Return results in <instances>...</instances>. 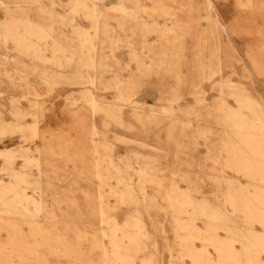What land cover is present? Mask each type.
<instances>
[{
	"label": "bare ground",
	"instance_id": "1",
	"mask_svg": "<svg viewBox=\"0 0 264 264\" xmlns=\"http://www.w3.org/2000/svg\"><path fill=\"white\" fill-rule=\"evenodd\" d=\"M106 1L109 0H0V44L5 46L0 53V85L21 88L18 96L8 98L6 110L10 120L4 118L0 109V139H18L14 147H0L2 167L15 179L8 183L0 179V264H52V259H64V264H137L139 257L133 254L134 247H146L149 241L155 248L157 242L152 232L164 230L162 222L154 217L160 211L169 213L164 220L171 223L174 239L173 246L167 249L174 253L176 264H264V106L242 83L231 84V80L222 79L216 88L223 91L225 86L232 90L225 95L232 97L234 106L221 94L210 105L199 103L202 110L195 107L194 137L204 140L212 162L210 170L218 172L208 177L213 186L210 196L203 195L196 177L171 170L161 162L168 154L178 157L177 151L170 152L164 144L173 142L175 148L180 147L181 137H186L184 130L191 124V112L177 109L175 103L158 110L154 104L137 105L132 99L141 74L154 71L160 77V70L184 62L185 48L179 38L195 24L186 21L196 18L191 15V0H150L152 4L148 6L140 3L142 0ZM216 2L228 9L225 11L233 10V14L240 12L247 17L222 21L214 18L208 24L210 31L194 32L199 48L192 57L193 66H198L201 78L208 80L220 75L223 64L222 46L216 34H212V27L220 26L231 34L248 33L253 26L251 16L264 14V0ZM60 4L68 6L66 13L55 10ZM210 4L213 6L212 0L205 1L206 6ZM138 9L149 16L166 17L170 11L174 16L170 26L142 24L143 37L155 33L160 47L142 68L134 51V28L127 25L129 39L124 41L120 37L124 28L120 18L127 17L132 22ZM177 11H184L181 13H185L186 19L176 17ZM61 25L69 30L60 28ZM175 31L180 37L172 41L169 34ZM144 40V46L150 47ZM124 42L130 48L129 60L137 64L128 79L121 76L122 63L115 54ZM245 55L254 61L256 69H264V58L257 61L263 55L252 51ZM25 57L32 63L24 62ZM44 57L48 58L46 66ZM62 68L70 71H61ZM177 81H181L180 75ZM63 85L78 87L74 91L76 96L69 93L64 103L72 122L40 130L37 125L47 121L50 108L41 100ZM170 91L173 97L167 100L177 101L176 89ZM108 92L114 95L108 98L104 95ZM3 93L0 88V105ZM177 110L182 112L174 113ZM164 121L165 140L157 147L148 142L147 133ZM177 124L181 125V132L175 137ZM112 126L121 133L115 132L108 141L105 134ZM154 137L160 142L158 136ZM117 144L127 149L114 156L112 151ZM142 148L147 151H141ZM17 159L22 162L19 170H14ZM50 169L75 171L79 176L97 180L94 192L98 197L86 200L84 206L92 214L84 216L108 227L103 232L107 241L100 237L87 248L79 234L59 232L57 225L49 226L37 218L42 203L24 189L51 186ZM227 169L244 182L224 175ZM179 180L186 187L178 185ZM106 194L114 197L112 204ZM159 200L164 204L160 205ZM124 208L127 211L118 219L117 211ZM120 237L128 240V246L123 245ZM139 264L151 263L141 259Z\"/></svg>",
	"mask_w": 264,
	"mask_h": 264
},
{
	"label": "rangeland",
	"instance_id": "2",
	"mask_svg": "<svg viewBox=\"0 0 264 264\" xmlns=\"http://www.w3.org/2000/svg\"><path fill=\"white\" fill-rule=\"evenodd\" d=\"M109 1H106L105 3L107 4L109 3ZM178 1L182 2V0ZM205 1L206 0H191L190 5L193 7V9L191 8L193 12L191 13V15L196 16V18L194 19L195 21H192V18L186 20L195 23L192 24L193 27H191L189 33H186L183 38L180 37L179 32L176 31L175 33L172 32L169 34V39L172 41H175V39H178V37H180L179 39L182 40L183 49L185 48L184 62H182L181 66L177 67V64H173L171 65L173 66L171 68H168L164 71L160 70V77L155 75L154 71L150 75L141 74L142 77L137 88V93L133 95L132 99L134 101H137V105H144L147 103L154 104L156 105L158 110H161V108L168 105V103H175V107L178 106L177 109L184 108L191 112L188 116V121L191 124L184 130V135L187 137V139L186 137H181L183 142L178 148H175L173 142L167 143L166 141V143L164 144L169 148L170 152L177 151L178 157L175 158L174 156L168 154L166 158L162 157L161 162L167 163L171 170L188 172L190 176L194 178L196 177L199 188H201L203 191V195L208 197L210 196V193L213 189L211 180L208 177L212 174H217L218 172L210 170L212 162L208 159L207 147L205 146L204 140L194 137L196 133L197 123H195L194 121L195 114L193 111L195 110V107L202 110V106H199V103L210 105L212 102H216L218 99H220L221 94L225 95V93L232 91L228 90L225 86H222L223 91L216 88V85L222 79L231 80L229 81V83L231 84L239 85L242 83L246 91L249 92L254 98L259 100L264 106V69H256L254 66V61L245 55L246 52L252 51L253 54L263 55L262 57H258L257 61L264 58V14L260 15L256 13L251 16L253 19L250 18L249 21H251L250 24H252L253 26H251V30L248 33H242L240 31L231 34L227 32V29L223 30L220 26H218L216 29H214V26L212 27V34H216L215 37L218 38L222 46L221 57L223 59V64L220 75H213L208 80L201 78L198 66H193L194 58L192 60V57L199 48V46H196L197 43L195 42V38L193 36L194 32L197 33L202 30L204 32H207L208 30L210 31L209 25L211 22H213L214 18L222 21V19L224 18L226 20H231L234 18L247 16L244 13L240 12H238L239 14H233V12H235L233 10L225 11L228 9L221 8L222 5L216 2V0H212L213 6L210 4L209 7L205 5ZM233 2L234 0H230V3ZM140 3L146 6L152 4L150 0H142ZM126 4L127 6L129 5V3ZM216 8H218L219 10L217 11ZM55 10L58 13H66L68 11V6L60 4L55 6ZM221 11L222 13H220L219 15L218 12ZM181 12L184 11H177L176 17H183L182 19L185 20V13ZM172 13L173 12L170 11V14L166 17H163L162 15L149 16L147 13L141 12L139 10L132 22H128L127 17L120 18V22L123 23L124 27L122 30H120V37L123 38L124 41L126 39H129V37L127 36L129 35V29L127 25H130L134 28L132 41L134 43V51L138 59V65H140L141 68L145 65L147 66V63L150 62L153 54L160 49V47L158 48L156 43V40L158 39L155 33L150 32L143 37L142 24L148 23L150 25L156 23L162 25V23H165L170 26L173 22L171 21V19L174 17ZM249 17L250 15H248V18ZM80 21L83 22L82 20ZM242 22V25L245 24L244 21ZM60 28L69 30L68 26L61 25ZM143 40L151 44V46H144ZM6 46L10 45L8 44ZM4 50L5 46H1L0 44V53ZM129 52L130 48L127 43H125L124 46L115 53L122 63L120 65L121 68H123V70L121 71V76L125 77L126 79L129 78L131 69L137 66L136 62H131L129 60ZM23 59L27 64L32 63L26 57ZM47 60L48 58L44 57L43 62L45 66L46 64H49L48 62H46ZM151 67L156 68L155 65H151ZM47 70H49V67L47 68ZM174 70L176 71V74ZM61 71L69 72L70 68H62ZM9 74L13 75L15 73ZM178 75L181 76V81H177ZM30 78L38 80V78L32 76ZM222 82L225 83L226 81ZM0 88L4 91V96L1 100L3 105H0V109L4 112V118L10 120L11 117L6 110V108L8 107V98L14 95L18 96L21 92V88L18 86H10V84L7 83L1 84ZM77 88L78 87H74L71 85L57 86L49 93L47 97L43 98L41 101L44 102L45 106H48V108L52 107L53 103L62 102L60 108L69 115L64 107L66 96H69V93L75 95L74 91H76ZM171 88H175L177 91V101H168L169 99H172L171 96L173 92L170 91ZM160 94H162L163 96H159ZM104 95L108 98H111L114 95V92H108ZM223 97L230 106H234V101L231 96L225 95ZM140 108H142V106H140ZM177 112L182 111L177 110L174 113ZM177 115L181 117L180 114ZM71 120L67 124L72 122ZM67 124H65V126ZM164 126L165 121L164 123H161L159 127H154L147 133L146 138L149 143L157 147L159 145H163V142L165 140ZM180 126V124H177V126L174 128L173 135L175 137H177L181 132ZM37 127H39L40 130H44L47 127V121H40ZM115 132L121 133L118 128L114 126L109 127L106 131L105 138L108 141H111ZM154 136H158L161 143L158 142V140H156ZM191 137L194 138L190 139ZM16 142H18L17 136H15L14 138L11 137L0 139V147H14L16 145ZM184 144L186 145V147H184ZM126 149V146L117 144L113 149L112 154L114 156H117L121 152H125ZM140 150L143 152L147 151V149L143 148ZM152 153L162 155L161 152L158 153L153 151ZM55 160L59 159L56 158ZM21 162L22 161L20 159H17L14 164L15 167L13 169L19 170V163ZM2 165L3 160L0 159V179L6 183L10 181L14 182V177L11 176L7 172V170L3 169ZM223 174L227 177L232 176V178L237 182H244L242 177L236 175L234 172L228 169L227 171L223 172ZM50 175L51 186H43L41 189H31L25 186L26 188L24 189L26 193L34 195L35 201H39L42 203L43 209H40V211L37 212V218H39L49 226L51 224L57 225V231L59 232H67L68 234L70 233L69 235L74 233L79 234V236L84 239V245L87 248L91 247L93 241H99L100 237H102L101 239H103L104 241H107V239H105L106 237L103 235V232L104 230H108V227L105 225H98L96 223V220L87 219L84 216H89L92 214L91 210H86L84 206L86 200L95 199L98 197V195L94 192L95 188L98 185L97 180L82 175L79 176L75 171H73V173L63 172L59 169H55L54 171L50 169ZM74 175L77 178H73ZM166 175L169 176L168 173H166ZM177 183L182 188L186 187V183L182 180L177 181ZM104 187L106 188V186ZM105 197L108 199V202L110 204L113 203L114 197L112 195L106 194ZM159 204L163 205L164 202L159 200ZM75 208H79L80 211L75 212ZM44 209H46L49 213H45L43 211ZM126 211L127 208L117 211V218H123L122 213ZM154 217L162 222L160 223V225L164 227V230L161 232H152L157 242L155 248L152 247V243L149 241L147 242L146 247H134L135 253L133 254L138 255L139 257L136 258V263L139 264L140 260L144 259L147 263L150 262L151 264H176L177 260L174 253L170 254L167 249V246H173L174 239L172 230L169 228L171 223L164 220V218L169 217V213L164 211L156 212L154 213ZM51 218H53V220H51ZM89 221L94 223H89ZM198 223L201 225L200 220L198 221ZM148 226H151V224H148ZM4 235L5 233L2 232L1 237H4ZM120 239L124 246H128L129 242L127 239L122 237H120ZM129 248L130 247H128V249ZM185 261L188 262L187 259ZM51 262L52 264H64L65 260L60 259L58 261L57 259H52Z\"/></svg>",
	"mask_w": 264,
	"mask_h": 264
},
{
	"label": "crops",
	"instance_id": "3",
	"mask_svg": "<svg viewBox=\"0 0 264 264\" xmlns=\"http://www.w3.org/2000/svg\"><path fill=\"white\" fill-rule=\"evenodd\" d=\"M221 12H218L220 15ZM62 102L53 103L52 107L47 111V127L58 128L64 127L72 118L64 112L60 107Z\"/></svg>",
	"mask_w": 264,
	"mask_h": 264
}]
</instances>
